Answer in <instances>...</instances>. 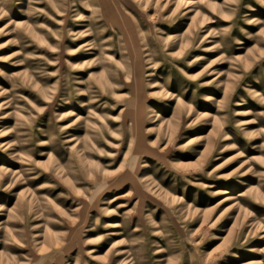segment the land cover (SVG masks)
<instances>
[{
  "label": "rangeland",
  "instance_id": "obj_1",
  "mask_svg": "<svg viewBox=\"0 0 264 264\" xmlns=\"http://www.w3.org/2000/svg\"><path fill=\"white\" fill-rule=\"evenodd\" d=\"M0 264H264V0H0Z\"/></svg>",
  "mask_w": 264,
  "mask_h": 264
}]
</instances>
